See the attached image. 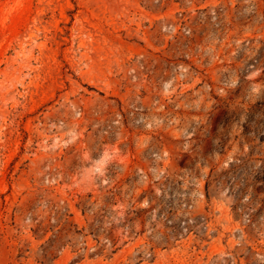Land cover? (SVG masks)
Returning a JSON list of instances; mask_svg holds the SVG:
<instances>
[{"label": "rangeland", "instance_id": "1", "mask_svg": "<svg viewBox=\"0 0 264 264\" xmlns=\"http://www.w3.org/2000/svg\"><path fill=\"white\" fill-rule=\"evenodd\" d=\"M0 264H264V0H0Z\"/></svg>", "mask_w": 264, "mask_h": 264}]
</instances>
